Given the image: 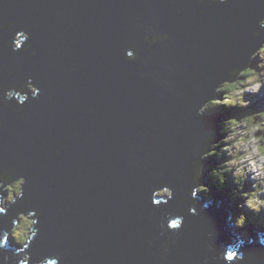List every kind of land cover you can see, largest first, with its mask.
<instances>
[{"label": "water", "instance_id": "1", "mask_svg": "<svg viewBox=\"0 0 264 264\" xmlns=\"http://www.w3.org/2000/svg\"><path fill=\"white\" fill-rule=\"evenodd\" d=\"M262 16L264 0H0V23L30 25L36 52H13L0 32V86L31 78L40 89L28 93L23 118L0 105V168L16 167L31 196L25 207L42 213L25 250L31 264L54 253L59 264H264V226L250 229L244 261L223 258L237 235L226 189L213 187L209 201L189 196L193 162L227 114L196 111L264 41L252 36ZM148 32L169 39L149 48ZM132 44L139 71L140 60H125ZM212 161L201 159L200 185ZM165 185L172 200L153 204ZM169 213L184 216L178 232L160 228ZM15 260L0 250V264Z\"/></svg>", "mask_w": 264, "mask_h": 264}, {"label": "clouds", "instance_id": "2", "mask_svg": "<svg viewBox=\"0 0 264 264\" xmlns=\"http://www.w3.org/2000/svg\"><path fill=\"white\" fill-rule=\"evenodd\" d=\"M196 2L211 7L215 4H227L229 0H196ZM170 3L174 5L176 0H170ZM176 11L179 14L181 9L178 8ZM14 27V21H9L7 24L0 23V32L7 30L11 34V39L7 40L6 46L11 48L13 52L19 51L23 46L25 52H28L31 56H35L36 52L30 51L33 47L29 35L31 26L25 25L22 30L13 32ZM262 33H264V16L259 18L257 28L252 32V36L253 38H259ZM168 39V33L148 32L143 37L145 44L149 48L158 42H164ZM140 56L141 50L135 44L130 45L125 50V60L129 63L140 60ZM143 63L144 61L140 60V63L137 64L138 71L142 68ZM254 63L255 67H253ZM14 72L15 69L12 70V73ZM227 75V79L222 80L213 88L214 96L197 109V116L216 106V109H220L219 105L244 108L246 111L251 101L245 99V94H259L261 89L264 88V41H261L259 46L251 52L247 63L242 67L237 66L232 68ZM140 77H144L142 71H140ZM39 91L40 89L31 78L23 83L14 82L12 85L0 86V105L11 108L13 113L19 112L21 118H23V105L29 99L28 93L30 92L31 98L35 99ZM216 95H218L217 97L221 96L220 98H214ZM13 99L17 102L16 106L12 105ZM3 126V122L0 121V128ZM257 132L264 133V110L256 111L249 115L245 113V116L239 119L235 116L227 120L224 119L220 129L222 138L217 141V133L215 131L205 137L203 154L193 162L194 183L189 191V196L196 197L198 192L208 191L206 186L198 183L202 175L200 161L209 157H217L218 160L215 161L218 162L212 163L214 168L211 171V175L217 179L214 180L220 188L224 186L229 188L234 197L233 202H231L232 206L236 205L237 210L238 208H247L255 213L264 212V143H262L264 142V134L258 136L256 135ZM227 174L231 175V182L237 185L236 189V186L226 183ZM249 179L253 181H249V184H252V190L243 191L244 185ZM26 183V178L18 173L15 166L8 169L0 168V217H6L7 221V226L0 229V250H10L12 256L16 257L15 264H31V253L25 250L30 248L34 237L39 233L37 224L42 215L38 209L25 207L31 201V196L25 198L24 186ZM209 186L211 191L207 196H211L213 193L212 183ZM152 196L153 204L167 203L173 198V190L170 186L165 185L156 188ZM241 197L243 198V204L239 206L237 202H240ZM18 201H22L23 203L18 204ZM207 206L208 204L205 203L204 207ZM188 211L195 214L194 207L189 208ZM233 212L234 215L236 214L235 218L229 217V219L234 226L239 228L245 224L244 227L250 231L252 227L250 226V222L248 226L246 225L247 216L242 210L237 211V213L235 210ZM254 221H256L255 217ZM259 221L261 223L258 222V225L264 226V220ZM183 223L184 216L169 213L161 221L160 228H167L169 231L178 232L182 228ZM258 235L259 243L264 245V233H259ZM10 237L20 247H11L8 244ZM248 240L249 238L243 239L241 234H237L234 242L226 248L223 258L229 262L244 261L245 257L241 248L245 242L251 243V240ZM211 247L209 245L210 250ZM3 259L6 262L9 257L5 255ZM60 260V255L54 253L51 256H44L38 260L37 264H59Z\"/></svg>", "mask_w": 264, "mask_h": 264}, {"label": "rangeland", "instance_id": "3", "mask_svg": "<svg viewBox=\"0 0 264 264\" xmlns=\"http://www.w3.org/2000/svg\"><path fill=\"white\" fill-rule=\"evenodd\" d=\"M254 65V66H253ZM252 66L253 67H255V63L253 64ZM222 95V94H221ZM220 95V96H221ZM216 98H220V97H217L216 96ZM245 99L246 100H250L251 101V104L246 108V111H245V113H246V115H249V114H252L253 112H256V111H261V110H264V88H262L261 89V92L259 93V94H255V95H253V94H245ZM217 107V106H216ZM216 107L215 108H213V109H216ZM213 109H210L209 111H213ZM205 113V112H204ZM245 113L244 114H240L239 115V117H241V115H245ZM232 116H229V114H226V115H223V116H221V119H220V121H218V123L219 122H221V121H224V119L225 120H227V119H229V118H231ZM219 125V124H218ZM221 129V128H220ZM220 131H218V133H219ZM259 133V134H258ZM262 134H264V133H261V132H257L256 133V135H262ZM262 143H264V142H262ZM213 159H215V160H218V158L217 157H214ZM215 160H213L214 161V163H217L218 161H215ZM211 165V164H210ZM217 166V165H216ZM218 167V166H217ZM210 175H211V169H210ZM211 180V179H210ZM212 181V182H211ZM211 181H209V180H204V182L201 184V185H204V186H206L207 187V189H208V191L207 192H204V191H201L202 192V196H204V197H207V195H209V193H210V183H214V180H211ZM249 181H251V182H253L251 179H249V180H247V182L245 183V185H244V188H243V191H250V190H252V184H249L248 182ZM235 184V183H234ZM213 187H216V188H219V189H226V188H224V187H222V188H220V187H218V186H214V185H212ZM234 186H236L235 187V189L237 188V185L235 184ZM227 190V189H226ZM228 191V190H227ZM198 193H200V192H198ZM228 194H229V201H231V199H232V197H233V195H232V193L230 192V191H228ZM237 195L239 196V194L237 193ZM240 202L238 203L237 202V204L240 206L241 204H243V198L241 197V199L239 200ZM237 210V206L235 205L234 207H233V211L234 210ZM232 211V212H233ZM249 219H251V217H249ZM253 219V218H252ZM259 220H264V215L261 217L260 216V219ZM253 222V221H252ZM260 223H261V221H259ZM245 224L243 225V227H241V229H240V234L242 235V238H245V239H248L249 238V240H250V231H248L245 227ZM250 226L253 228V227H255V228H257V221H254L253 223H250ZM259 227H262V226H259Z\"/></svg>", "mask_w": 264, "mask_h": 264}, {"label": "trees", "instance_id": "4", "mask_svg": "<svg viewBox=\"0 0 264 264\" xmlns=\"http://www.w3.org/2000/svg\"><path fill=\"white\" fill-rule=\"evenodd\" d=\"M220 109H217L218 111H224L225 113H227V114H229V116H232V117H236L237 119L238 118H240L239 117V115L240 114H244V111H245V109L244 108H237V107H226V106H224V105H219L218 106ZM213 110H216V109H213ZM241 116H245V115H241ZM222 127V121L221 122H219V131H220V128ZM218 135L219 136H221V134H220V132L218 133ZM217 135V136H218ZM214 157H209V158H207L208 160H215V159H213ZM210 167V168H209ZM214 168V166L211 164V165H209L208 166V169L210 170L211 169V171H212V169ZM209 177H210V179L211 180H214L215 178L212 176V175H210L209 174ZM230 177H231V175L230 174H227L226 175V183H229L231 186H234V184L231 182V179H230ZM215 180H217V179H215ZM214 180V183H212V185H214V186H218V187H220L218 184H216V181ZM212 182V181H211ZM213 187V186H212ZM224 188H226L228 191H229V188L228 187H225L224 186ZM208 198H210V196L208 197ZM238 198V197H237ZM239 210H242V212L247 216V219H246V222L245 223H247V220H249V222L250 223H252V218H253V220H254V217H255V219H257L258 217H260L263 213H262V211L260 212V213H254L253 211H250V210H248L247 208H238V210L237 211H239ZM237 216H239V215H237ZM249 217H251V219H249Z\"/></svg>", "mask_w": 264, "mask_h": 264}, {"label": "bare ground", "instance_id": "5", "mask_svg": "<svg viewBox=\"0 0 264 264\" xmlns=\"http://www.w3.org/2000/svg\"><path fill=\"white\" fill-rule=\"evenodd\" d=\"M220 97V96H219ZM216 111H218L217 109L216 110H213V111H210L209 112V114H211V113H213V112H216ZM241 117H243V116H241ZM240 117V118H241ZM220 119H221V117L218 119V121H220ZM239 119V118H238ZM219 124V123H218ZM218 131H219V125L217 126V131H216V133H217V135H218ZM216 135V140L218 141L220 138H222L221 136H217ZM205 160H208L207 158L205 159ZM213 162V161H212ZM211 164V162L210 163H206L205 164V167H204V171H205V173H206V177H205V179L206 180H209V181H211L210 180V177H209V174H210V170L208 169V166ZM210 168V167H209ZM204 179V180H205ZM204 182V181H203ZM247 182V181H246ZM249 183V182H248ZM212 189H213V187H212ZM219 189V188H218ZM208 199H213V196H210V198H206V200H208ZM209 201V200H208ZM230 210L231 211H233V206L230 208ZM235 211H236V213H237V210L235 209ZM255 213V212H254ZM263 214L261 215V217L264 215V212H262ZM235 216H236V214L234 215V216H229V217H232L233 219L235 218ZM259 219H260V217H258L257 219H256V221H257V225H258V222H259ZM228 221H229V225H230V228L232 229V230H234L237 234H239V231H240V229H241V227H239V228H237V227H235L234 226V224L231 222V220L230 219H228ZM252 221L254 222V220L252 219ZM248 224H249V220H247V223H246V225L248 226ZM255 228V227H254ZM257 228H260L259 227V225L257 226ZM249 241V240H248Z\"/></svg>", "mask_w": 264, "mask_h": 264}]
</instances>
